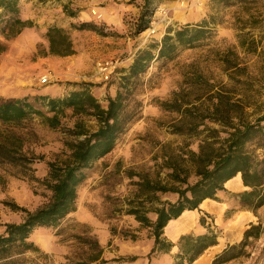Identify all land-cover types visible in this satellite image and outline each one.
<instances>
[{
  "label": "rangeland",
  "instance_id": "rangeland-1",
  "mask_svg": "<svg viewBox=\"0 0 264 264\" xmlns=\"http://www.w3.org/2000/svg\"><path fill=\"white\" fill-rule=\"evenodd\" d=\"M17 8L26 24L15 34H5L0 16V99L28 98L39 109L45 108L35 96L61 97L82 86L105 107L139 51L155 53L169 27L205 24L204 37L193 46L152 59L145 72L130 79L125 101L134 118L113 148L84 169L75 210L56 226L33 228L28 240L36 248L26 253L38 264H174L184 247L180 239L174 244L162 235L177 248L150 253L151 230L131 211L153 218L156 201L176 199L175 193L152 188L170 185L172 169L189 174L190 182L196 179L192 151H199L210 128L220 129L197 117L213 112L219 92L238 105L231 116L252 121L264 114V0H149L146 9L144 0H17ZM144 10L150 21L141 30ZM85 23L95 28H83ZM241 39L255 41L257 52L245 51ZM100 63H108L107 79ZM42 77L47 82L41 83ZM228 107H234L230 101L223 108ZM76 123L89 131L98 127L94 116L70 108L55 127L36 114L19 127L0 122V139L16 131L23 150L35 157L26 168L0 164V231L1 224L20 222L25 210L47 200V163L61 164L68 142L83 137L70 133L79 130ZM181 125L196 131L174 133ZM242 194L236 197L245 203ZM252 210L244 225L237 224L238 217L231 225L232 236L243 228L231 243L240 255L220 264H264V206ZM208 226L225 238L210 220ZM246 230L255 236L243 241Z\"/></svg>",
  "mask_w": 264,
  "mask_h": 264
},
{
  "label": "trees",
  "instance_id": "trees-1",
  "mask_svg": "<svg viewBox=\"0 0 264 264\" xmlns=\"http://www.w3.org/2000/svg\"><path fill=\"white\" fill-rule=\"evenodd\" d=\"M148 4L149 0H144V9ZM17 14V0H0V16H5L2 28L5 34H15L26 24ZM145 14L144 10L138 24L141 30L150 21L144 18ZM94 26L83 24V28H95ZM205 30V24L169 27L156 45L155 53L149 48L139 51L123 75L119 91L114 97L107 98L105 107L83 86L61 97L35 96L34 101L45 109L35 107L28 98L0 99V122L10 126L19 127L24 120L36 114L48 121L51 127H55L59 115L66 108H70L73 113L94 116L98 121V127L93 131L76 123L79 130H72L70 133L83 137L68 142L69 153L61 164L55 161L47 163V176L43 181L50 191L47 200L34 210H25L20 222L1 224L0 264H38L35 261L29 262L26 257L28 251L36 248L28 240L29 233L35 227L56 226L61 219L75 210L76 187L84 177V169L113 148L117 137L135 116L125 101L131 92L128 84L130 79L145 72L152 59L170 57L178 46H193L204 37ZM240 45L248 53L254 54L258 50L253 40L246 43L241 39ZM215 98L217 101L213 112L197 117L219 123L220 129L210 128V134L202 140L199 151H192L190 164L194 167L196 179L190 182L189 174L180 175L177 169H172L169 173L170 185L157 184L152 188L155 191L175 193L176 199L156 201L152 211L153 218L140 215L137 210L131 211L143 226L151 230L153 245L150 253L167 252L173 246L162 237L163 228L169 220L178 217L184 210L198 208L205 198H214L216 192L223 189L224 183L238 173L243 184L249 187V190L243 192L242 200L254 208L264 205V114L252 121L237 115L238 120H235L236 114L231 116V109L238 105L231 101V97L219 92ZM229 101L234 107L223 108ZM235 111L237 112L236 109ZM172 130L174 133L183 134L196 131L194 126L182 125ZM34 158L23 150L21 137L16 131L0 139L1 165L26 168L34 162ZM253 235L246 230L243 241ZM216 238L217 234L211 230L200 235L182 236L179 243L184 247L174 264H191L206 248L216 243ZM183 241L185 242L182 243ZM235 248L236 245H228L214 257L212 264H220L239 256L240 253L234 252Z\"/></svg>",
  "mask_w": 264,
  "mask_h": 264
},
{
  "label": "crops",
  "instance_id": "crops-1",
  "mask_svg": "<svg viewBox=\"0 0 264 264\" xmlns=\"http://www.w3.org/2000/svg\"><path fill=\"white\" fill-rule=\"evenodd\" d=\"M249 190V187L243 184L241 175L238 173L228 179L223 189L218 190L214 198H205L196 209L184 210L178 217L168 221L163 228L162 235L169 242L177 243L182 235H200L209 232L208 220L216 228H220L225 233L216 238V243L206 248L191 264H210L212 259L222 252L228 245L235 240H239L243 235V228L238 234L232 236V230L235 224V217L239 218L238 225H244L254 215L253 206L243 203L236 197V194ZM235 195V196H234ZM264 205L257 207L259 209ZM235 209L234 211H231ZM205 217V218H204ZM207 219V220H206ZM232 225V226H231ZM237 225V226H238ZM238 231V229H236ZM229 234V235H228ZM230 238V239H229ZM225 240V241H224ZM172 246L171 250H175ZM167 253V252H163Z\"/></svg>",
  "mask_w": 264,
  "mask_h": 264
},
{
  "label": "built area",
  "instance_id": "built-area-1",
  "mask_svg": "<svg viewBox=\"0 0 264 264\" xmlns=\"http://www.w3.org/2000/svg\"><path fill=\"white\" fill-rule=\"evenodd\" d=\"M108 63H100L99 64V69H100V71H102L103 73H104V78L105 79H107L108 78V74L106 73V72H104V71H106L109 67H108V65H107ZM40 82L41 83H45V82H47V77H42L41 79H40Z\"/></svg>",
  "mask_w": 264,
  "mask_h": 264
}]
</instances>
